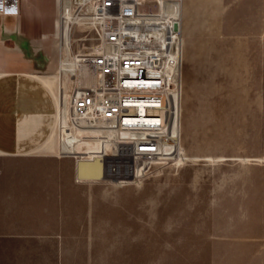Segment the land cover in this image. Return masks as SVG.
I'll use <instances>...</instances> for the list:
<instances>
[{
  "label": "rangeland",
  "instance_id": "rangeland-1",
  "mask_svg": "<svg viewBox=\"0 0 264 264\" xmlns=\"http://www.w3.org/2000/svg\"><path fill=\"white\" fill-rule=\"evenodd\" d=\"M145 4L183 41L177 112L159 131L176 140L158 152L173 160L147 167L117 156L116 129L81 127L68 50L63 72H49L59 159L0 175V264H264V0Z\"/></svg>",
  "mask_w": 264,
  "mask_h": 264
},
{
  "label": "built area",
  "instance_id": "built-area-1",
  "mask_svg": "<svg viewBox=\"0 0 264 264\" xmlns=\"http://www.w3.org/2000/svg\"><path fill=\"white\" fill-rule=\"evenodd\" d=\"M19 12L20 0H0L1 15ZM74 13V26L96 24L88 39L74 44L70 101L85 110L86 119L116 129L117 156L142 160L160 152L162 141L176 144L174 137L159 131L177 112L169 87L174 70L182 78L179 34L158 21L145 0H77ZM164 160L167 165L172 159Z\"/></svg>",
  "mask_w": 264,
  "mask_h": 264
},
{
  "label": "crops",
  "instance_id": "crops-1",
  "mask_svg": "<svg viewBox=\"0 0 264 264\" xmlns=\"http://www.w3.org/2000/svg\"><path fill=\"white\" fill-rule=\"evenodd\" d=\"M59 2L20 0L19 14H0L1 176L23 161L57 158L31 152L47 140L58 119L56 99L36 74L62 69Z\"/></svg>",
  "mask_w": 264,
  "mask_h": 264
},
{
  "label": "bare ground",
  "instance_id": "bare-ground-1",
  "mask_svg": "<svg viewBox=\"0 0 264 264\" xmlns=\"http://www.w3.org/2000/svg\"><path fill=\"white\" fill-rule=\"evenodd\" d=\"M75 1V5H76ZM60 4V15L59 18L56 21V30L57 28L60 29L61 31V35L63 36V29L62 27H64V33L66 34L68 32V37L69 38L66 39V48L69 51H73L74 52V44L76 43V41H79L80 39H88L89 36L92 35L91 30H93V25L96 23H85L82 22L80 23V27L74 26L72 21H67L66 19L70 18L69 15H64L62 13V10H65L66 8H68V5L70 4L69 0H60L59 2ZM75 5H74V9H75ZM74 9H73V15L75 16L74 13ZM60 20V22H59ZM62 24V26H61ZM178 24L175 25V29L178 30ZM80 30L81 33H80ZM75 32V33H74ZM80 34V35H77ZM81 37V38H80ZM62 53H63V57H65V53L67 54L66 49H62ZM64 70V64L62 61V69L61 72H63ZM37 77L39 79H41V81H43L48 87L49 89L52 91L56 102H57V107H58V119L55 125V128L53 130V132L51 133V135L47 138V140L40 146L38 147L36 150H34L33 152H31V154H47V155H53V154H58L59 153V148H60V102H61V93H60V84H59V75L57 73H41V74H36ZM180 78V75L178 73V71L175 72L174 74V79L176 81H178ZM73 84V83H72ZM72 84L70 87V96H71V90H72ZM70 96H69V106L71 108V112L73 115L78 116L80 118L81 121V127H101V122H99L98 120L95 119H86V117L84 116L85 110H81L78 106L74 105L72 103V100L70 101ZM140 119L145 120L147 118H145L144 116H141ZM111 120V119H110ZM149 120V119H148ZM147 120V121H148ZM115 121L111 120L110 123L113 124ZM110 129H113L112 127H110ZM175 154L172 153H166L163 154L162 156L157 153L156 155H152L150 156V158H148V162H147V167L149 166L150 168L156 166V165H160L162 163H165L166 158H172V156H174ZM158 156H160L161 158H157ZM165 157V158H164ZM169 160V161H172Z\"/></svg>",
  "mask_w": 264,
  "mask_h": 264
}]
</instances>
